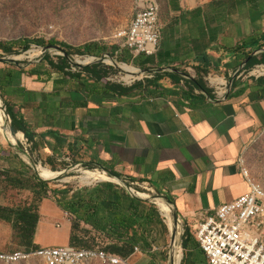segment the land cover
<instances>
[{
  "label": "crops",
  "instance_id": "0c3cea01",
  "mask_svg": "<svg viewBox=\"0 0 264 264\" xmlns=\"http://www.w3.org/2000/svg\"><path fill=\"white\" fill-rule=\"evenodd\" d=\"M167 8L155 55H124L127 64L147 71L142 79L124 86L99 83L85 73L48 80L51 71L45 72L37 76L42 84L27 86L21 79V87L34 92V102L22 106L12 100V113L25 123L42 163L69 161L67 167L75 163L114 174L126 185H147L190 227L249 189L240 158L245 142L264 126V77L234 75L264 65V0H168ZM208 76L227 83L224 97L215 95ZM4 120L7 127L5 112ZM9 133L7 139L0 135V171L16 170L15 152L5 143L17 148L15 136L21 132ZM35 168L39 175L47 167ZM44 204L45 217L66 213L51 199ZM160 206L169 216L167 204ZM48 218L41 214L34 243L69 245L71 219L62 217L65 223L55 229ZM164 225L149 233L147 256L156 254V241L167 239ZM0 229L11 236L9 229ZM58 231L61 240L47 241ZM190 253L193 262L207 264L197 244Z\"/></svg>",
  "mask_w": 264,
  "mask_h": 264
},
{
  "label": "rangeland",
  "instance_id": "374dc122",
  "mask_svg": "<svg viewBox=\"0 0 264 264\" xmlns=\"http://www.w3.org/2000/svg\"><path fill=\"white\" fill-rule=\"evenodd\" d=\"M150 1L156 2L159 6L158 25L161 27L164 22L163 18H165L168 11V0H0V44L20 40H42L44 42V47L28 44L25 47H15L11 52L0 49V71L10 69L23 72L21 79L24 84L28 86V83L32 84V81L34 82L33 84L45 83V77H42L44 82H41V80H37V76L50 71L48 80L55 78L60 80L62 77L67 79V76L51 69L48 65L50 63L56 65L58 62L57 58H65L68 61L69 68L66 69V73H68L69 69L72 70L73 68H76L78 73L75 72L72 74H80L82 76L84 74L82 72L84 70L83 68L95 65L92 64L94 60L93 58L102 59L107 57V59H105L107 60L106 63L114 66L108 67L102 63L109 69L107 75L110 73L114 74V76L125 78L127 75L131 74L130 70L133 68L137 70L135 72L138 73L135 75L143 78L145 74H141V72L138 71L139 69L136 68L134 64H131V62L122 67L115 65L116 63L122 65L120 60L116 61V58L118 59L119 56L128 54L133 58L130 52L115 40V37L130 24L136 12L142 7H145ZM50 41H54L56 44L69 46L72 49H84L91 44H95L101 50H98L97 52L103 54L98 57L93 54H91V56L85 55L84 53H82L84 56L69 55L67 50L59 45L54 47H57L60 51L52 50L42 53L41 49L48 47L49 45L47 46V44ZM33 51H35L36 54L33 53L30 55ZM47 54L49 57L46 59L45 56ZM19 57L21 59H15ZM111 59H114L116 63L111 61ZM2 60H12L15 64H7L2 62ZM75 64H81L84 67L79 68L76 67ZM120 69L122 72L126 73V76H124L125 73H121ZM31 74L35 75L31 76ZM0 102L8 119V128L5 124L2 125L1 128L7 131L9 129L11 132L10 118L6 113L5 101L1 96ZM5 145L8 151L15 152L16 170L7 171L6 168H4L2 170L6 172H0L1 208L16 210L31 206L38 210L40 218L42 214L44 218L47 219L48 217H45L47 214L44 213L45 204L42 206V202L45 198L51 199L53 203L62 210L57 203L62 193L70 191L68 195L70 197L73 191L85 187H92L101 183L98 182L93 185H86L77 179L81 176L82 171L96 169L86 168L75 163H73V167H67V165L70 164L69 161H56V164L42 163L38 154L32 148L33 145L23 136L22 140L17 141L18 148L29 154L34 164L47 167L46 169L41 168L39 176L37 171L33 168L34 165L23 158L20 150L14 148L8 143H5ZM242 158L244 160L243 166L248 169L249 177L256 182H259L264 188V126L257 130L250 139L245 142L242 147ZM18 159L22 162L20 166L18 165ZM1 165L2 164L0 163V166ZM3 166L4 164L1 167L3 168ZM50 169L54 172H60L61 175L55 174L53 179L45 180L44 174H54ZM97 170L102 171L101 169ZM102 182L113 183V180ZM134 193L137 195H145L143 198H149L152 205L156 208L159 206L160 210L165 213L160 206L164 201L157 199L159 198L157 193H149L140 187L139 189L137 188ZM155 203H157L158 206ZM3 215L4 213L0 212V225L4 227V229L7 228L12 231V234L9 238H6L5 235H1V230L3 229H0V242L3 245V248H0V251L7 252L25 247L22 245L20 238L18 237V231L14 230L10 222L3 220ZM61 215L59 213H51L50 218H48L50 220L48 222L55 229H59L61 223H65V220L62 217H69V219L72 220L68 213ZM12 218H14V216H12ZM165 225L169 234L167 239L156 241V245L154 246L156 248L158 247V249L155 251V255L152 254L153 257L147 256L148 254L143 256V251L139 248L141 253L135 254L134 252L129 258L124 259L122 264H143L144 259H147L148 261L149 259H154L155 264H171L170 250L171 247L173 248V241L175 244L173 250L178 248V252L183 255L181 264H187V253L183 250L182 245L184 236L177 235V228L175 225H173V235H171L167 224ZM55 233L56 234H49L46 238L47 241L61 240L63 238L62 232L58 231ZM77 235L80 237L82 244L88 247H98L101 249L107 241L94 232L86 233L83 231H77ZM192 244L193 241H191V245ZM52 246L66 247V245H49L43 247ZM19 264L39 263L31 261ZM90 264L106 263L93 261Z\"/></svg>",
  "mask_w": 264,
  "mask_h": 264
},
{
  "label": "built area",
  "instance_id": "2783aa9c",
  "mask_svg": "<svg viewBox=\"0 0 264 264\" xmlns=\"http://www.w3.org/2000/svg\"><path fill=\"white\" fill-rule=\"evenodd\" d=\"M158 14V4L150 1L136 12L130 24L118 34L116 39L134 58L140 56L149 58L157 52L160 39ZM105 59L107 57L102 59L104 65L114 67L108 65ZM72 70L69 69L68 72L78 73L76 68ZM121 73L125 72L121 70ZM234 77L262 78L264 77V65H256L250 69L243 68L235 73ZM138 80L140 79L137 78L128 83L122 77L110 73L105 77L107 83L124 86H131ZM206 81L213 87L216 96L224 97V93L228 89L224 80L208 76ZM240 164L243 175L248 179V191L220 206L214 213L204 217L201 222L190 227L184 225L181 218L173 215L169 203L165 202L169 207V215H172V221L177 228V235L184 236L186 228L189 227L207 264H264V188L259 182L249 177L248 169L243 166V158H240ZM114 184L122 188L126 186L121 183ZM139 187L149 193L152 192L147 185L128 184V188L132 192H135ZM155 204L157 205V203ZM157 208L163 222L167 224L166 215L159 206ZM137 252H140L139 247H135V253ZM31 261L39 264H90L93 261L122 264L123 259L100 248L76 249L69 245L0 251V264H19Z\"/></svg>",
  "mask_w": 264,
  "mask_h": 264
},
{
  "label": "trees",
  "instance_id": "16d2710c",
  "mask_svg": "<svg viewBox=\"0 0 264 264\" xmlns=\"http://www.w3.org/2000/svg\"><path fill=\"white\" fill-rule=\"evenodd\" d=\"M28 44L44 47L42 40H20L0 44V49L11 52L15 47H25ZM48 45H59L65 48L69 55L84 56L85 54L91 56L93 54L98 57L103 54L97 52L100 48L95 44H91L84 49H72L66 45L56 44L54 41L48 42ZM48 57L47 54L45 58L47 59ZM121 57H123L122 63L127 64L126 62H129L123 55ZM57 61L56 65L48 64L51 69L62 73L70 79L81 77L80 74L66 73L69 63L65 58H57ZM83 69V73L88 75L91 80L99 83L105 82L106 72L109 70L102 62ZM22 75L23 72L19 70L8 69L0 71V96L5 101L6 113L11 122V132L13 134L21 132L24 134L26 140L29 141L30 136L27 133L25 123L21 118L12 113V100H18L22 106H27L34 102V92H28L21 87ZM33 75L35 74H31V76ZM55 91L58 92L60 90L57 88ZM12 156L15 158V155ZM21 164L22 162L18 159V165L20 166ZM69 192L62 193L60 199L57 201L62 210L72 218L69 247L76 249L96 248L82 244L77 231H83L86 233L94 232L107 240L101 250L117 255L123 260L134 254L135 247H139L144 253L149 254L152 242L149 239V233L158 224L164 225L158 209L154 205L148 201L131 196L124 188L110 182H101L92 187L73 191L70 197L68 196ZM0 212L4 213L3 220L10 222L14 230L18 231V237L22 245L25 246L19 249H35L40 247L34 243V237L40 221L38 210L31 206L16 210L0 207ZM86 226H89L90 229ZM191 241H193V244L198 245L195 238L187 229L182 240L183 250L187 253L186 263L197 264L196 260L193 262L194 257L190 253L193 247ZM200 252L204 256L201 250Z\"/></svg>",
  "mask_w": 264,
  "mask_h": 264
},
{
  "label": "bare ground",
  "instance_id": "6f19581e",
  "mask_svg": "<svg viewBox=\"0 0 264 264\" xmlns=\"http://www.w3.org/2000/svg\"><path fill=\"white\" fill-rule=\"evenodd\" d=\"M123 31V30H122ZM121 31V32H122ZM120 33V32H119ZM118 33V34H119ZM117 34V36H118ZM117 36L115 37V40L118 41L116 38ZM35 53V51L31 52V54ZM36 54V53H35ZM28 56V54H27ZM36 58V57H35ZM15 59H21L20 57L19 58H15ZM94 59V58H93ZM33 60V59H31ZM107 61V60H106ZM115 64V63H114ZM116 66L118 67H121V65L119 64H115ZM123 65V64H122ZM135 69L131 68L130 72L131 74L127 75L125 78H123L126 82L130 83L132 80L134 79H141V77H139L138 75L135 76V74H138L136 73ZM134 74V75H132ZM142 74V73H141ZM5 124V120H4V110L0 107V135L4 138V139H7L10 137V133L9 131L7 130H4L2 129V125ZM23 136L21 133H18L16 136H15V139L17 140H22ZM34 165V168H35V164L32 163ZM36 170V168H35ZM37 171V170H36ZM57 174V173H56ZM55 177V173L54 174H44V179L45 180H49V179H53ZM58 177V176H57ZM43 179V178H42ZM76 179V178H75ZM77 179L80 180V182H82L83 184H86V185H93L95 183H98V182H102V181H108V180H113V183H121L123 184L121 181V179L117 180L118 178H112L111 176H109L108 174H106L104 171H100V170H85V171H82L81 172V176H79ZM139 194V193H138ZM137 195V194H135ZM139 197H144L142 194L138 195ZM164 201V200H162ZM165 203V201H164ZM168 206V205H167ZM169 209V207H168ZM167 217V225H168V230L170 231V233L172 234V230H173V221H172V215L170 214L168 216V214L164 213ZM175 233V232H174ZM176 237V236H175ZM175 247V244H174V241H173V248ZM182 258H183V255L178 252V248H176L174 250V253H173V260H174V263L173 264H181V261H182Z\"/></svg>",
  "mask_w": 264,
  "mask_h": 264
},
{
  "label": "water",
  "instance_id": "95a60500",
  "mask_svg": "<svg viewBox=\"0 0 264 264\" xmlns=\"http://www.w3.org/2000/svg\"><path fill=\"white\" fill-rule=\"evenodd\" d=\"M41 50H42V53H46V52H49V51H52V50H53V51H60L57 47H54V46H48V47L43 48V49H41ZM102 59H103V58H102ZM102 59H96V58H94L92 64H98V63L102 62ZM111 61L115 62L114 59H111ZM2 62L7 63V64H15L14 61H12V60H2ZM115 63H116V62H115ZM75 66H76V67H79V68L84 67V66H82L81 64H75ZM138 71H140L143 75L147 73V71H141V70H138ZM14 148H15V147H14ZM17 149L20 150V152H23L20 148L17 147ZM33 168H34V166H33ZM34 169H35V168H34ZM116 178H117V177H116ZM118 179H119V178H118ZM122 183H123V182H122ZM123 184H124V183H123ZM124 188H125V190H126L131 196H133V197H135V198H137V199H140V200L149 201V198H142V197H139L138 195H135L134 193H132V191L129 190L128 185H126ZM151 199H152V198H151ZM171 235H173V234H171ZM170 251H171V254H170V257H171V264H173V263H174V260H173V253H174V250H173L172 247H171V250H170Z\"/></svg>",
  "mask_w": 264,
  "mask_h": 264
}]
</instances>
